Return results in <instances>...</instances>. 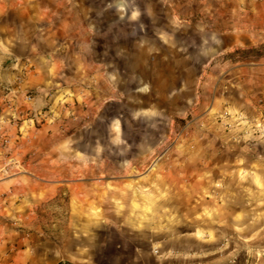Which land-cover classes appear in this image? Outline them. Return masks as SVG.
<instances>
[{
    "label": "rangeland",
    "instance_id": "obj_1",
    "mask_svg": "<svg viewBox=\"0 0 264 264\" xmlns=\"http://www.w3.org/2000/svg\"><path fill=\"white\" fill-rule=\"evenodd\" d=\"M260 62L264 0H0V264H264Z\"/></svg>",
    "mask_w": 264,
    "mask_h": 264
},
{
    "label": "crops",
    "instance_id": "obj_2",
    "mask_svg": "<svg viewBox=\"0 0 264 264\" xmlns=\"http://www.w3.org/2000/svg\"><path fill=\"white\" fill-rule=\"evenodd\" d=\"M253 35L247 29H237L235 26H229L227 29L217 31L212 35L211 46L215 50L216 55L220 54H231L237 52L240 49L248 48L252 44ZM260 66L264 67V62H260ZM260 73H264L261 70Z\"/></svg>",
    "mask_w": 264,
    "mask_h": 264
},
{
    "label": "trees",
    "instance_id": "obj_3",
    "mask_svg": "<svg viewBox=\"0 0 264 264\" xmlns=\"http://www.w3.org/2000/svg\"><path fill=\"white\" fill-rule=\"evenodd\" d=\"M59 264H64V263H59Z\"/></svg>",
    "mask_w": 264,
    "mask_h": 264
}]
</instances>
